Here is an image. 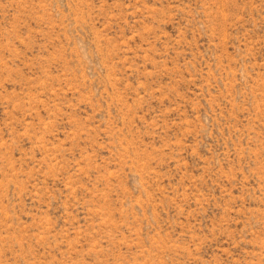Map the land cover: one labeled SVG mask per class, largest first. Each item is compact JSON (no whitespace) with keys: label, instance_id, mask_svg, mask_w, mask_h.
<instances>
[{"label":"rangeland","instance_id":"374dc122","mask_svg":"<svg viewBox=\"0 0 264 264\" xmlns=\"http://www.w3.org/2000/svg\"><path fill=\"white\" fill-rule=\"evenodd\" d=\"M0 264H264V0H0Z\"/></svg>","mask_w":264,"mask_h":264}]
</instances>
